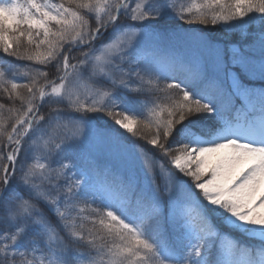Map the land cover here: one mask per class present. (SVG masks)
Returning <instances> with one entry per match:
<instances>
[{"label":"snow or ice","instance_id":"obj_1","mask_svg":"<svg viewBox=\"0 0 264 264\" xmlns=\"http://www.w3.org/2000/svg\"><path fill=\"white\" fill-rule=\"evenodd\" d=\"M167 17L183 49L161 46ZM0 54L55 69L0 72L22 106L0 104V264H72L65 236L85 264H264V0H0ZM84 129L123 167L85 164Z\"/></svg>","mask_w":264,"mask_h":264},{"label":"rangeland","instance_id":"obj_2","mask_svg":"<svg viewBox=\"0 0 264 264\" xmlns=\"http://www.w3.org/2000/svg\"><path fill=\"white\" fill-rule=\"evenodd\" d=\"M179 4H180V2H178V5ZM92 20L94 21V19H92ZM173 21H175V20H173ZM184 26H185V28L189 27L188 25H184ZM220 30H221V34L224 35L225 31L221 28H220ZM182 36L183 35L175 37L172 39V47L177 48V49H183L185 47V44L182 40ZM221 44H223V43H221ZM72 55L76 59H79L81 54H80V51H78V52H73ZM73 62H75V60ZM15 65H28L30 67L40 68L42 71L47 72L48 75L54 76L55 69L51 65L48 67H44L41 65H31L30 62H28L26 64L25 63H23V64H21V63H18V64H1L0 63V72H4L3 79L5 81L10 82V80H16L18 78L16 80L17 82L20 81L21 79L24 80L23 83L28 82V81H25L26 78H28V77L23 75L24 69L23 68H16ZM40 83H42L41 77H40ZM83 83L84 82L82 81L81 84H83ZM162 85H165V84H162ZM3 94H4V97L7 98L8 94L5 92H3ZM14 104H15L14 102L10 103V105H11L10 107L11 108L15 107ZM49 107L50 106L46 105L45 106L46 109L43 110V112L47 113L49 111ZM93 115L96 117V120L94 121V124L96 126L104 127L105 121H108V123L111 124V121L108 120V117L103 115L102 113L93 114ZM127 135L128 134L125 133V136H127ZM81 138L84 139L83 144L75 146V149L78 152L82 161L85 162V164L91 163L92 160L88 155V154H91L94 157V159L97 160L96 166L100 170H103L105 168H111L113 170H116V169L123 167L121 162L119 160H117L116 158H114L109 146L105 142L101 141L100 139H98L96 137L94 130L84 129V132L81 134ZM140 143L142 144L141 141H140ZM34 155L39 156L40 153L36 152V153H34ZM41 162H44V161L41 160ZM93 166H95V165H93ZM134 174L140 175L138 165L134 169ZM92 214H93V212H91L89 210V208L87 206H85V212L82 215L84 217H87V219H84L83 221L78 219L77 224H80L82 222L84 224V229H86L88 226L90 227V222L92 219V218L90 219V217ZM61 235L64 236V234H61ZM28 238H31V236H29ZM65 239H70V238H67L65 236ZM78 245H74V247L67 246L71 250L72 264H85V262L94 253L93 254L84 253V252H82V250L79 248Z\"/></svg>","mask_w":264,"mask_h":264},{"label":"trees","instance_id":"obj_3","mask_svg":"<svg viewBox=\"0 0 264 264\" xmlns=\"http://www.w3.org/2000/svg\"><path fill=\"white\" fill-rule=\"evenodd\" d=\"M180 1H183L184 4L190 2V0H180ZM90 23L92 24L93 27L95 26V22H94L93 20H91ZM168 23H169V22L167 21V18H165V19L159 21V22L157 23V25H166V24H168ZM196 26H197L198 28H200V29L206 31V32H207L208 34H210L211 36H215V35L221 34V30H220V28L223 29L224 31L228 30L227 28H224V27H221V26L213 27V26L209 25V26H207V28H204V26H200V25H196ZM255 26H258V25H254V26H252V27H250V28L252 29V28H254ZM228 32H229L228 35L230 36L229 39H236V38H239V36H240L241 34H243L242 32H235V31H232V30H229ZM78 51H79V50H75V51H73V52H78ZM25 63H28V62L25 61ZM52 78H54V76H50V75H48V79H52ZM41 80H42V82H43V81H44V78L41 77ZM8 86L10 87V85H8ZM3 92H4L3 89H0V104H3V105L5 106V111L3 112V115H4L5 117H8V116H9V113H8L6 110H7L8 108H11V107H10V106H11L10 103H13V102H14V103H15V104H14L15 108H21L22 106H21V102H20L19 100L9 99L8 96H7V98L4 97ZM161 102H163V101L161 100ZM45 106H46V105H45ZM48 106H49V105H48ZM45 109H46V108L44 107V108L42 109V111L45 110ZM141 142H143V141H141ZM94 206H95V205H94ZM95 207H96V206H95ZM89 210H90V209H89ZM90 211H91V210H90ZM91 218H92V219L95 218V214H94V213L91 215L90 219H91ZM92 219H91V221H92ZM92 227H93V225H92V223L90 222V227L88 226V227L85 229V231H84L85 236H87V229L92 228ZM238 237H239L240 239H242L241 236L238 235ZM72 241H73V240L69 239V241H68V245L71 246ZM76 244H79L78 246L82 245V246L89 247V246H87V245H86L84 242H82V241H77ZM84 250H85V251H90V252H91V249H90V248H85V247H84Z\"/></svg>","mask_w":264,"mask_h":264}]
</instances>
